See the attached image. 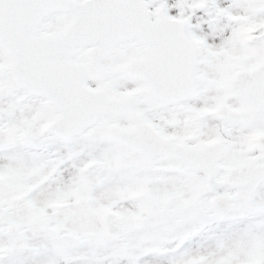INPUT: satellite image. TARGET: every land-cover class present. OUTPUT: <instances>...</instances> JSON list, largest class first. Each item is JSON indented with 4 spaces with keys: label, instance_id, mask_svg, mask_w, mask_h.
Masks as SVG:
<instances>
[{
    "label": "snow or ice",
    "instance_id": "1",
    "mask_svg": "<svg viewBox=\"0 0 264 264\" xmlns=\"http://www.w3.org/2000/svg\"><path fill=\"white\" fill-rule=\"evenodd\" d=\"M0 264H264V0H0Z\"/></svg>",
    "mask_w": 264,
    "mask_h": 264
}]
</instances>
